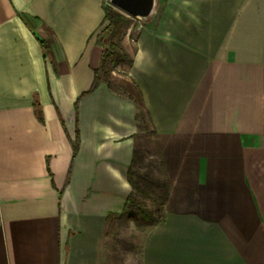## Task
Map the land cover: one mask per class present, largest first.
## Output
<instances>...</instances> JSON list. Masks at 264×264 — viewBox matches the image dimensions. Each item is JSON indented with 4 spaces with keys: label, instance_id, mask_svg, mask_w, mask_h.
Listing matches in <instances>:
<instances>
[{
    "label": "crops",
    "instance_id": "crops-1",
    "mask_svg": "<svg viewBox=\"0 0 264 264\" xmlns=\"http://www.w3.org/2000/svg\"><path fill=\"white\" fill-rule=\"evenodd\" d=\"M104 5L0 0V264H126L143 122L169 193L139 264H264V0H156L93 87Z\"/></svg>",
    "mask_w": 264,
    "mask_h": 264
},
{
    "label": "trees",
    "instance_id": "trees-1",
    "mask_svg": "<svg viewBox=\"0 0 264 264\" xmlns=\"http://www.w3.org/2000/svg\"><path fill=\"white\" fill-rule=\"evenodd\" d=\"M131 17L111 3L104 5V20L108 24L102 30L101 35L108 36L104 39L100 65L95 68L93 87H97L105 80L103 76L109 75L105 70L108 63L111 64L112 70L116 63H125L127 69L133 65L132 55L125 50L121 42L124 36L121 34L122 25L126 24ZM106 42L108 43L106 44ZM105 81L111 85L108 79ZM140 137L138 135L128 170V180L132 186V191L127 197L123 211L116 214L115 217L117 219H132L137 226L148 229L164 219V208L169 193V180L166 176L163 153L158 143L154 141L155 149L152 152L147 144L139 142ZM77 148L78 142H75L74 154ZM149 154H151L150 157ZM145 199L152 200L157 208L155 210L147 208Z\"/></svg>",
    "mask_w": 264,
    "mask_h": 264
},
{
    "label": "rangeland",
    "instance_id": "rangeland-1",
    "mask_svg": "<svg viewBox=\"0 0 264 264\" xmlns=\"http://www.w3.org/2000/svg\"><path fill=\"white\" fill-rule=\"evenodd\" d=\"M108 3H110V0H105V4ZM140 20L142 19L131 17L126 24L122 25L121 34L124 35L123 38L125 36L134 38L137 35ZM107 36L108 35H104L103 39ZM107 43L108 42H106V44ZM111 68V64L108 63L105 70L109 73V75L106 76L105 73H103L105 75L103 76L105 80L109 79L113 70L117 73H125L127 71L125 63H116V66L113 67L114 69L112 70ZM140 136L141 137L138 139L139 142L147 144V147H149L153 152L155 149L154 135L147 122H143ZM148 156L150 157L151 154ZM144 201L147 208L152 210L157 208V205L152 200L145 199ZM145 232L146 228L137 226L132 219L116 218L111 225L109 233L112 256H116L115 258H118L117 260L126 261V264H139L141 242Z\"/></svg>",
    "mask_w": 264,
    "mask_h": 264
},
{
    "label": "water",
    "instance_id": "water-1",
    "mask_svg": "<svg viewBox=\"0 0 264 264\" xmlns=\"http://www.w3.org/2000/svg\"><path fill=\"white\" fill-rule=\"evenodd\" d=\"M110 3L129 16L147 18L154 11L156 0H110Z\"/></svg>",
    "mask_w": 264,
    "mask_h": 264
}]
</instances>
